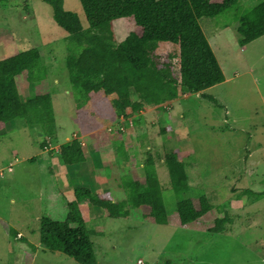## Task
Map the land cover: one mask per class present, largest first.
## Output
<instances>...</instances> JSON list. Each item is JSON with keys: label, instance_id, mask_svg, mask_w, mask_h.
Instances as JSON below:
<instances>
[{"label": "rangeland", "instance_id": "rangeland-1", "mask_svg": "<svg viewBox=\"0 0 264 264\" xmlns=\"http://www.w3.org/2000/svg\"><path fill=\"white\" fill-rule=\"evenodd\" d=\"M238 1L250 9L262 0ZM63 7L78 15L83 28L89 26L79 0H63ZM52 13L43 0H0V59L32 48L40 51L42 78L30 87L23 72L16 82L21 97L50 95L57 125L49 136L40 125L21 127L15 120L0 124V264H79L40 244L39 219L66 217L74 193L63 189L66 181L128 202L127 218L109 217L105 209L92 205L82 209L97 264H264V198L253 200L246 192L264 189V35L241 46L231 12L202 16L199 25L225 77L204 91L215 101L183 93L160 107L130 114L129 125L119 114L112 126L113 95L83 96L66 78L71 38ZM111 26L114 42L138 28L127 17L113 20ZM85 134L95 135L103 162L86 179L80 163L68 168L59 153L42 148L47 138L55 146L65 137L83 146L87 137L80 135ZM168 156L182 163L193 206H210L201 220L185 226L175 211L179 197L163 161ZM39 157L45 162L33 163ZM147 160L162 188L167 225L147 220L144 208L132 206L130 192L122 185L142 179ZM226 214L237 217L233 229L210 232L212 220ZM249 220L252 224L245 227L243 222Z\"/></svg>", "mask_w": 264, "mask_h": 264}, {"label": "trees", "instance_id": "trees-1", "mask_svg": "<svg viewBox=\"0 0 264 264\" xmlns=\"http://www.w3.org/2000/svg\"><path fill=\"white\" fill-rule=\"evenodd\" d=\"M43 1L51 5L53 20L71 38V49L65 59L66 78L71 86L83 96L113 95L110 106L128 125L130 114L160 107L183 93H199L215 101L204 91L222 83L225 77L199 25L198 19L202 16L216 17L231 12L241 46L264 35V0L250 9L243 8L238 0H79L87 28H83L76 13L64 9L63 0ZM122 17L132 19L138 28L114 42L112 21ZM172 47L176 51L173 52ZM44 69L36 48L0 59V124L21 118L28 125L42 126L49 136L55 134L50 95L21 97L16 82L17 77L26 72L31 87L42 78ZM82 147L79 140L72 139L62 143L59 152L50 153H59L64 165L81 164L85 161ZM169 157L163 161L168 167L170 185L179 197L175 211L180 224L185 226L201 220V214L210 206H193L182 163ZM144 169L142 179L125 181L122 185L130 192L132 206L144 208L147 220L167 225L169 214L164 209L162 188L153 163L147 160ZM73 192L65 219H39L40 244L49 251L63 252L79 264H97L92 231L86 226L80 205L90 203L95 208L105 209L109 217L127 218L128 202H115L81 186L74 187ZM246 192L253 200L264 198V189ZM235 218L236 215L227 214L216 217L209 231L229 232ZM251 224V220L243 222L245 227Z\"/></svg>", "mask_w": 264, "mask_h": 264}, {"label": "crops", "instance_id": "crops-1", "mask_svg": "<svg viewBox=\"0 0 264 264\" xmlns=\"http://www.w3.org/2000/svg\"><path fill=\"white\" fill-rule=\"evenodd\" d=\"M18 86V85H17ZM18 88H19V86H18ZM118 115L119 114H117L116 113V117H115V122H113L112 123V126L113 125H115V123L117 122V117H118ZM15 122H17L21 127H23V126H26V123H25V121L23 120V119H21V118H17V119H15ZM24 123V124H23ZM29 126V125H28ZM32 126H34V125H32ZM55 126H56V130H57V125L55 124ZM88 136V134H85V135H83V136H81L80 135V137H84V136ZM86 136V137H87ZM94 134L93 135H90L89 137H87V138H85V139H87V140H84V145H83V151H84V154H85V161L83 162V163H81V165L82 166H80L79 165V167L81 168V170H82V173L85 175V179L89 176L90 177V175H92V174H94V172L96 171V170H98V169H100L101 168V166L103 165V162H101V160L99 159V156H100V154L97 152V150H96V147H97V145L95 144V139L96 138H94ZM49 138H47L46 140H48ZM94 139V140H93ZM45 140V141H46ZM70 140H72L70 137H65V141L64 142H67V141H70ZM44 144V143H43ZM61 145V144H60ZM59 144H57V145H55V146H60ZM101 145V144H100ZM88 149V152L86 151ZM44 151V150H43ZM46 152V151H45ZM47 153V152H46ZM50 154H52V153H50ZM97 157V158H96ZM42 162H45V159L44 158H41V157H39L38 159H35L34 160V162L33 163H35V164H39V165H41L42 164ZM67 168V167H66ZM68 168H70L69 166H68ZM67 168V169H68ZM97 168V169H96ZM64 169V168H63ZM51 170V172H52V168H50L49 169V171ZM65 171H67V172H69L68 170H65ZM76 171H79L78 169H76ZM63 172H64V170H63ZM83 175V176H84ZM58 178H59V176H57ZM101 180L103 181L102 183L103 184H105V178H101ZM73 184H75L74 182H72V183H68V181H66V183H65V185L63 186V189L65 188V189H70V190H72L73 191V189H74V187H75V185H73ZM101 194V193H100ZM101 196L102 197H104L102 194H101ZM91 208V204L90 203H83V204H81L80 205V209H81V212H83L82 211V209L83 208Z\"/></svg>", "mask_w": 264, "mask_h": 264}, {"label": "built area", "instance_id": "built-area-1", "mask_svg": "<svg viewBox=\"0 0 264 264\" xmlns=\"http://www.w3.org/2000/svg\"><path fill=\"white\" fill-rule=\"evenodd\" d=\"M125 120L124 117H121V120ZM111 130V129H110ZM46 143L43 145V149L47 152V151H53V152H59L60 151V147L59 146H53L51 145V142L49 140L45 141ZM12 170V166H9L7 168V171H11ZM3 175V171H0V177ZM135 264H143L142 260H138Z\"/></svg>", "mask_w": 264, "mask_h": 264}]
</instances>
